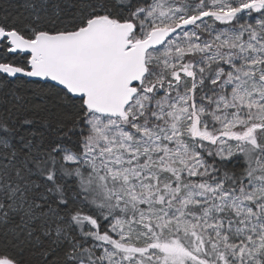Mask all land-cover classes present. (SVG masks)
<instances>
[{
    "label": "snow or ice",
    "instance_id": "1",
    "mask_svg": "<svg viewBox=\"0 0 264 264\" xmlns=\"http://www.w3.org/2000/svg\"><path fill=\"white\" fill-rule=\"evenodd\" d=\"M0 264H264V0L0 3Z\"/></svg>",
    "mask_w": 264,
    "mask_h": 264
},
{
    "label": "trees",
    "instance_id": "2",
    "mask_svg": "<svg viewBox=\"0 0 264 264\" xmlns=\"http://www.w3.org/2000/svg\"><path fill=\"white\" fill-rule=\"evenodd\" d=\"M0 3H15V0H0Z\"/></svg>",
    "mask_w": 264,
    "mask_h": 264
}]
</instances>
